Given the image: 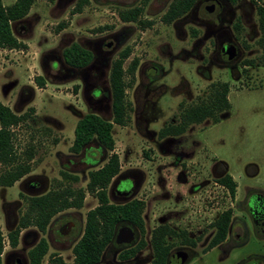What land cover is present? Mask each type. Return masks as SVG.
Segmentation results:
<instances>
[{"label":"rangeland","instance_id":"rangeland-1","mask_svg":"<svg viewBox=\"0 0 264 264\" xmlns=\"http://www.w3.org/2000/svg\"><path fill=\"white\" fill-rule=\"evenodd\" d=\"M15 1L1 3L8 7ZM76 2L35 1L22 20L11 23L13 35L24 48L0 50V102L16 115H28L24 123L12 128L14 148L21 158L33 154L30 173L12 187L0 188L2 234L15 227L29 196L54 188L85 189L89 172L105 163L108 154L95 142L78 154L71 147L75 126L86 114L112 120L109 67L98 60L90 68H70L62 53L73 44L91 52L99 44L107 58L105 45L121 35V46L110 59L129 47L131 55L124 69L133 58L139 64L133 78L124 79L125 125L112 129L120 172L108 186V196L112 204L132 199L144 202L147 245L127 263L119 261V251L110 247L101 264H150V233L164 224L203 239L190 264H215V253L202 258V249L213 236L210 225L232 204L226 190L216 184V170L218 175L226 172L237 179L254 164L264 174V55L258 44L264 34L254 6H264V0H237L234 17L224 23L217 43L214 35L196 24L197 12L164 24L161 17L172 0H89L79 13L74 12ZM134 7H142L141 21L150 22L149 26L120 21L119 11ZM237 21L240 28L234 30ZM225 43L233 44L238 53L230 63L217 53ZM231 66L235 68L230 70ZM218 83H227L230 103L219 123L207 119L190 124L180 136L158 138L166 124H177L181 111L205 100ZM63 173L70 178L64 179ZM121 184L124 191L133 187L130 197L117 195ZM96 205L97 200L86 194L81 209L68 210L52 220L45 236L49 251L44 264L50 254L73 261L72 249L83 233L86 213ZM67 222L73 226L62 236L59 230ZM40 237L30 228L22 232L15 250L5 241L2 264L9 256L10 264L17 260L28 264L27 253Z\"/></svg>","mask_w":264,"mask_h":264},{"label":"trees","instance_id":"trees-1","mask_svg":"<svg viewBox=\"0 0 264 264\" xmlns=\"http://www.w3.org/2000/svg\"><path fill=\"white\" fill-rule=\"evenodd\" d=\"M37 0H16L13 5L4 7L0 0V50L24 48L18 43L12 33L11 23L22 20L29 12L31 6ZM53 2L54 0H47ZM145 3L150 0H143ZM198 0H172L167 11L161 17V21L170 24L187 14ZM231 3L235 0H229ZM89 0H77L74 12H81L87 6ZM142 7L123 9L118 17L124 23H139L140 26H149L150 22L141 21ZM258 26L261 34H264V6L257 7ZM240 26H236L238 30ZM61 29V27H60ZM196 34V33H194ZM264 55V37L258 41ZM129 51L120 52L118 58L111 64L109 72V89L111 94L112 120L106 121L99 116L89 113L81 118L74 130V141L71 151L78 154L91 143L98 146L108 154L105 163L88 174V183L85 189L57 188L46 195L27 199V208L22 215L18 227L7 234L10 246L17 243L20 231L27 226L35 225L44 230L49 220L56 214L68 209H80L86 194L91 195L98 201V206L86 214L84 234L73 249L74 260L70 264H98L105 249L112 243L114 232L120 224H127L137 229L141 235L145 233L142 213L144 202L132 200L124 204H112L107 197V187L119 174L120 164L118 156L113 153L114 140L112 137L113 125L124 126L126 120L127 104L125 100L126 83L125 77L133 78L137 61L124 69L125 60L129 57ZM63 59L71 68L86 67L91 61V54L77 44H73L63 51ZM252 65V62L249 63ZM38 84L43 85L41 78L36 79ZM227 83H218L209 92L207 98L199 104L181 111L177 124L168 123L159 131V138L177 137L183 134L187 127L193 123H201L212 119L214 124L221 121L224 112L230 109L228 101ZM28 115H16L8 107L0 102V188L12 187L16 182L30 173L32 153H26L24 158L18 156L14 148V131L12 128L24 123ZM64 179H69L67 173H63ZM72 180L76 181L77 178ZM227 192L233 196L235 185L229 176L218 179ZM221 219V218H220ZM220 219L212 223L215 232L218 231ZM228 222L225 223V229ZM177 235L176 231L169 226H159L151 233L150 244L153 250V264H165L168 251L171 247L170 236ZM184 243L187 237L184 232L180 235ZM4 236L0 228V264L4 249ZM218 243L217 235L214 234L208 248ZM145 245L144 241L136 248L121 255L120 259H128L135 255ZM46 253V246L42 242L37 248L29 253L30 264H41ZM49 264H67L61 258L49 260Z\"/></svg>","mask_w":264,"mask_h":264},{"label":"flooded vegetation","instance_id":"flooded-vegetation-1","mask_svg":"<svg viewBox=\"0 0 264 264\" xmlns=\"http://www.w3.org/2000/svg\"><path fill=\"white\" fill-rule=\"evenodd\" d=\"M236 3H237V0H235V2H233V3H231L229 0H198L195 3V5L192 7V9L187 14L178 18L177 20L173 21L172 23H174L176 21L180 22L181 20L188 19L192 15H195V13L197 12L198 16H196V18H195L196 24H198L201 27H204L207 34L214 35L216 37L215 41L217 43L218 42V34L223 32V30H224L223 29L224 23L232 21V19L234 17L232 9L236 5ZM254 6H255V13L257 15V7L262 6V5H259V4L255 5L254 4ZM240 18L244 19L245 18L244 14H242ZM257 19H258V16H257ZM237 20H240V19L237 18ZM144 22L148 23L147 21H144ZM172 23H170V24H172ZM134 24L138 25L137 23H134ZM238 25H239V21H237L234 24V30H235V27ZM122 41H123V39H122L121 35L114 36L113 40L109 41L105 45V48L109 49V51H108L109 57H107V58L104 57L102 55V53H100V45L99 44H97L93 48L92 52L88 49L81 47V48L87 50L88 52H90L91 61L86 67L75 68V69L90 68L93 65V63L100 60L99 62L101 64L105 65L106 67H109V70H108V85H109V72H110L112 62L114 60H116L118 58L120 52H122L124 50H128L130 53L129 57L125 61H127L131 55V49L129 47H126L125 49H123L122 51H120L118 53L117 57L114 60L110 59V55H112V51H115L118 47H120ZM227 46L233 47L235 49V52H236L235 57H233L231 60H225L223 57V49L226 48ZM217 53H219L220 58L226 63L232 62L238 56V53H237L235 46L231 43L222 44L219 47V50ZM62 57H63V53H62ZM133 61H137V65L135 68V71H136L138 68L139 59L133 58L128 63V66ZM63 62H64V59H63ZM64 64H65V62H64ZM234 68H235L234 66H231L230 70H233ZM152 69L157 71V68L154 65H153ZM148 73H149V71H148ZM162 74H163V72H162ZM134 75H135V72H134ZM97 94H99V91H95V95H97ZM108 96L110 98V106H111L110 89L108 91ZM158 138H159V136H158ZM165 138H167V137H165ZM159 139H163V138H159ZM260 171H261L260 168H258L256 165L249 164L248 167L245 169V172L243 174L238 175L237 179H235L232 174L226 173V172H220L218 175V170H216L215 176H216V184L217 185H219L220 187L225 189L221 184L218 183V179H221L225 176H229L232 179V182L235 185V188H234L233 196H231L230 193L226 191V193L228 194L229 198L232 201V204H231L230 208L224 210L223 212H221L218 215L217 219L221 218L219 221V224H218V231L215 232L211 226L212 224L210 225L211 229L213 230V236H214V234L217 235L218 243L214 247L208 248V246H209V244L213 238V236H212L208 245L202 249L204 251L202 258H204L207 254L214 252L215 255H213V256H215V260H216L215 264H264V174H262ZM55 189L56 188L51 189V190H55ZM51 190L47 191L43 195L29 196V198L44 196L48 192H50ZM133 191H134L133 187L129 191H124L122 189V184H121V187L117 192V195L121 198L126 199L133 194ZM107 197L109 200L108 187H107ZM132 200H134V199H132ZM132 200H129L127 202H130ZM127 202H125V203H127ZM121 204H124V203H121ZM97 206H98V201H97V205L94 208H96ZM26 208H27V204H26ZM93 209H91V210H93ZM68 210H71V209H68ZM68 210L62 211V212L56 214L55 216H53L49 220L48 224L45 226L44 230H40L35 225H30V226H27L26 228L22 229L18 235L16 245L14 247H11L9 240L7 238V234L11 231H14L18 227L19 221H20L22 215L24 214L23 213L19 217L15 227L12 230L8 231L6 236L3 235L4 236V242H3L4 248H5V241H7L10 249L15 250L19 244V240H20V236H21L22 232L26 231L30 228H33L41 234V237L39 238V240H37L36 244H34L32 246V248L27 253L28 264H30L29 253L32 250H34L35 248H37L40 244H42V242L46 246V253L43 256V259L41 261V264H44V259L48 255V251H49V243L45 237L46 232H47V228L50 226L52 220L57 215H59L63 212H66ZM73 210H79V209H73ZM85 222H86V216H85ZM226 222H228V226L225 229L224 227H225ZM165 225L166 224L159 225V226H165ZM72 226H73L72 223L67 222L63 227L60 228L59 234L62 236L66 235ZM159 226H157V227H159ZM166 226H169V225H166ZM157 227L153 228V230L156 229ZM84 228H85V224H84ZM171 229L174 230L173 228H171ZM152 231H151V233H152ZM174 231H176V230H174ZM182 232H184L186 237H187V243H184L182 238L180 237V235H182ZM151 233H150L148 243L150 245L151 252H152V258H151L150 264H153L154 254H153V250H152V247L150 244ZM176 233H177V235L172 234V236H170L171 247L168 251V255L166 257L165 264H190L192 261H194L196 259L195 258V255L197 253L196 249H197L198 245L200 243H202L203 239H201L200 235L198 237H191L189 235V233H187L185 231H176ZM83 234H84V229H83V233H82L81 237L79 238V240L82 238ZM35 238L37 239V236H35ZM79 240L75 243V245L73 246V249L76 246V244L79 242ZM143 241L145 243L144 247L141 248L138 252H136L133 257L125 259V260L119 258V261L127 263V262H131V261L135 260L138 257V255L145 249V247L147 245V242L145 241V233L143 235H141L137 229H135V228H133L127 224H120L119 227H117L115 232H114V237H113L112 243L105 249V251L102 254V257L100 259V262L98 264H101L104 254L106 253V251L110 247H114L116 250H118L119 251V257H120L121 255H123L127 252H130L132 249L136 248ZM176 242L179 244L178 246H175ZM73 249H72V254H73ZM3 251H4V249H3ZM58 257L61 258V256L58 254H50L48 256L46 264H49L50 259L58 258ZM10 258H11L10 256L7 257V259L5 260V264H10ZM73 260H74V255H73ZM64 263H67V262H64ZM15 264H21V263L19 260H17L15 262ZM23 264H26V263H23ZM67 264H70V263H67Z\"/></svg>","mask_w":264,"mask_h":264},{"label":"water","instance_id":"water-1","mask_svg":"<svg viewBox=\"0 0 264 264\" xmlns=\"http://www.w3.org/2000/svg\"><path fill=\"white\" fill-rule=\"evenodd\" d=\"M236 52L235 49L231 46H227L223 49V57L225 60H231L233 57H235Z\"/></svg>","mask_w":264,"mask_h":264},{"label":"crops","instance_id":"crops-1","mask_svg":"<svg viewBox=\"0 0 264 264\" xmlns=\"http://www.w3.org/2000/svg\"><path fill=\"white\" fill-rule=\"evenodd\" d=\"M228 101H229V99H228Z\"/></svg>","mask_w":264,"mask_h":264}]
</instances>
